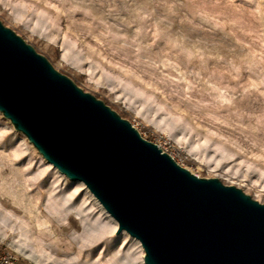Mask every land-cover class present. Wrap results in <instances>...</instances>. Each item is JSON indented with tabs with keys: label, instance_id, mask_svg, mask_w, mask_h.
I'll list each match as a JSON object with an SVG mask.
<instances>
[{
	"label": "clouds",
	"instance_id": "obj_1",
	"mask_svg": "<svg viewBox=\"0 0 264 264\" xmlns=\"http://www.w3.org/2000/svg\"><path fill=\"white\" fill-rule=\"evenodd\" d=\"M0 16L43 49L22 40L51 75L89 89L99 79L111 104L187 159L264 180V0H0ZM5 167L0 264H133L117 247L131 232L121 221L108 254L91 251L94 210L57 195L59 174L32 193Z\"/></svg>",
	"mask_w": 264,
	"mask_h": 264
},
{
	"label": "water",
	"instance_id": "obj_2",
	"mask_svg": "<svg viewBox=\"0 0 264 264\" xmlns=\"http://www.w3.org/2000/svg\"><path fill=\"white\" fill-rule=\"evenodd\" d=\"M22 40L29 44L0 20L1 115L85 183L116 234L121 221L145 245L147 264H264V203L182 166L72 78L51 75Z\"/></svg>",
	"mask_w": 264,
	"mask_h": 264
},
{
	"label": "rangeland",
	"instance_id": "obj_3",
	"mask_svg": "<svg viewBox=\"0 0 264 264\" xmlns=\"http://www.w3.org/2000/svg\"><path fill=\"white\" fill-rule=\"evenodd\" d=\"M19 19L20 18L18 17V20ZM0 20L6 27L13 29L19 36L24 38L27 43L34 46L39 53L43 54V49L39 47L38 44L30 43L33 40L31 36H26L23 31L19 30L12 23H10L7 18L0 16ZM69 77L72 78L71 76ZM83 79L84 77H81V80ZM87 80L93 84L91 89L81 86L80 82L77 80H74V82L84 91L89 92L98 99L104 101L123 118L129 120L140 131L144 138L158 144L170 155H174L177 162L182 166L188 168L194 173H198L200 177H218L224 184L235 185L242 188L245 193L251 195L259 202L264 203V180H261L256 175L249 173H245L243 176H238L236 173L229 175L226 171H221V168L226 167L225 165H208L202 164L198 160L187 159L186 153H181L179 150L169 147L164 140H158L148 131L146 127L142 126L137 120H134L126 111H121L120 108L111 104L107 99V96L103 94L106 90L101 88L99 79L92 81V78L89 76L87 77ZM237 159L239 160V158ZM0 165L7 166L4 169L5 175L9 173V170H11L12 173L23 172V174L27 176L28 180L35 185V187L31 189L32 193H35L37 188H49L50 177L53 173L59 174L65 181V184L62 191L58 192L57 195L70 197L71 203L76 207L91 206L94 210L93 213H89V216L94 221V226L87 239V243L93 245L91 251L98 254L97 249H103L106 255L108 254L105 244L108 240L115 239L116 236L120 235V233L116 234L118 228H115V222L107 216L103 210H101L97 202L82 188L79 181L73 182L64 174L61 175L58 169H55L53 164H49L48 161L34 147V145L29 142L27 137L22 132L17 131L9 119H6L3 115H1V112ZM73 226L75 227V225ZM77 231H79V228H77ZM120 246L126 249V255L133 261V264H135L136 254L142 252L144 255L145 253L140 242L137 244L136 241L130 238V236L127 237L125 231L122 241L119 245H117V247ZM17 264H24V262L18 261Z\"/></svg>",
	"mask_w": 264,
	"mask_h": 264
},
{
	"label": "bare ground",
	"instance_id": "obj_4",
	"mask_svg": "<svg viewBox=\"0 0 264 264\" xmlns=\"http://www.w3.org/2000/svg\"><path fill=\"white\" fill-rule=\"evenodd\" d=\"M200 162V161H199ZM49 163V162H48ZM49 164H51V163H49ZM55 169H57L56 167H54ZM59 171V170H58ZM61 173V172H60ZM61 175H62V173H61ZM80 182V184H81V186H82V188L89 194V196L90 197H92L96 202H97V204H98V206L101 208V210H103L106 214H107V216H109L114 222H115V228L117 229L118 228V223L115 221V219L111 216V214H109V212L103 207V205L99 202V200L94 196V194L87 188V186L85 185V183L84 182H82V181H79ZM125 234H126V236L128 237V236H130V238L132 239V240H134V241H136V243L137 244H139V241L136 239V238H134V237H132L128 232H126L125 231Z\"/></svg>",
	"mask_w": 264,
	"mask_h": 264
},
{
	"label": "built area",
	"instance_id": "obj_5",
	"mask_svg": "<svg viewBox=\"0 0 264 264\" xmlns=\"http://www.w3.org/2000/svg\"><path fill=\"white\" fill-rule=\"evenodd\" d=\"M174 157V159H176V157L174 155H172ZM177 161V159H176ZM194 173V172H193ZM197 176H200L198 173H195ZM18 261L14 262V264H17Z\"/></svg>",
	"mask_w": 264,
	"mask_h": 264
}]
</instances>
